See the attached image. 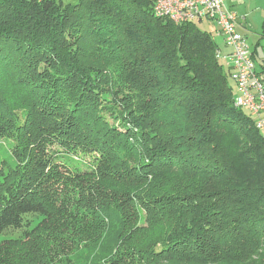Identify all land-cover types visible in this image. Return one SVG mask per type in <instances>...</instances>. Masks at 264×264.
<instances>
[{"label": "trees", "instance_id": "1", "mask_svg": "<svg viewBox=\"0 0 264 264\" xmlns=\"http://www.w3.org/2000/svg\"><path fill=\"white\" fill-rule=\"evenodd\" d=\"M155 1L0 0V85L37 115L11 126L0 105L26 152L0 188V264H264V140L215 39ZM108 34L135 80L112 120L78 52Z\"/></svg>", "mask_w": 264, "mask_h": 264}, {"label": "rangeland", "instance_id": "2", "mask_svg": "<svg viewBox=\"0 0 264 264\" xmlns=\"http://www.w3.org/2000/svg\"><path fill=\"white\" fill-rule=\"evenodd\" d=\"M65 1L74 3L76 0ZM197 27L202 32H207L214 39H217L215 36V26L211 22H198ZM127 47L125 41H121L119 37L108 34L102 44L93 48V50L78 49V52L81 54L80 61L85 74L95 83L94 87L97 91L100 111L106 113L108 120H112L115 116L112 113H116L117 117L125 115L126 104L121 103V99L118 96H121V93L133 86V82H135L134 74L131 73V71L134 72V69L132 66H129L130 56H128ZM229 84L233 85L231 81H229ZM232 92L235 95L234 90ZM0 97V105L3 108L5 117L12 121L11 126L16 121L15 119L22 121L29 120L28 125L35 126L37 115L33 108L34 100L10 88L7 84L0 85ZM115 100L119 101L120 105H116ZM12 131V129L9 130L11 134L10 138H0V188L12 180L13 172H16L17 167L21 165V159H25L26 157L24 155L26 152H19L20 146L12 136ZM13 134H15V131H13ZM45 149H50V151L60 154H62L63 150H68L64 145H56L54 143L51 146H45ZM72 157L75 161H82L80 157ZM83 160L88 161V157H85ZM6 238L0 235V242ZM86 256V250L77 252L75 261L80 263L85 260Z\"/></svg>", "mask_w": 264, "mask_h": 264}, {"label": "built area", "instance_id": "3", "mask_svg": "<svg viewBox=\"0 0 264 264\" xmlns=\"http://www.w3.org/2000/svg\"><path fill=\"white\" fill-rule=\"evenodd\" d=\"M153 12L176 25L209 21L215 26L223 45L217 46L215 58L233 83V106L250 117L264 140V71L257 69L246 38L238 32L236 15L222 0H156Z\"/></svg>", "mask_w": 264, "mask_h": 264}, {"label": "crops", "instance_id": "4", "mask_svg": "<svg viewBox=\"0 0 264 264\" xmlns=\"http://www.w3.org/2000/svg\"><path fill=\"white\" fill-rule=\"evenodd\" d=\"M237 18V30L246 38L256 67L264 71V0H222ZM218 40V41H217ZM215 41L223 47L221 38Z\"/></svg>", "mask_w": 264, "mask_h": 264}]
</instances>
